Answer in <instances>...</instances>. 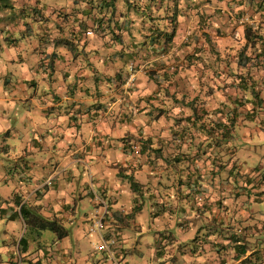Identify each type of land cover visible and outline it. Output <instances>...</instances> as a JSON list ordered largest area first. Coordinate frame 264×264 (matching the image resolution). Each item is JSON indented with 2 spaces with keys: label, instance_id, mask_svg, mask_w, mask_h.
I'll return each instance as SVG.
<instances>
[{
  "label": "clouds",
  "instance_id": "obj_1",
  "mask_svg": "<svg viewBox=\"0 0 264 264\" xmlns=\"http://www.w3.org/2000/svg\"><path fill=\"white\" fill-rule=\"evenodd\" d=\"M0 264H264V0H0Z\"/></svg>",
  "mask_w": 264,
  "mask_h": 264
}]
</instances>
